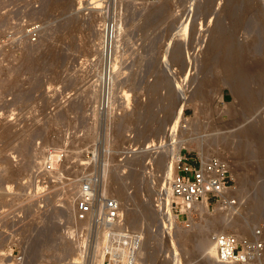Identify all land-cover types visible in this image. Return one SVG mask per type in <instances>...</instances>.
I'll return each mask as SVG.
<instances>
[{
    "label": "rangeland",
    "instance_id": "1",
    "mask_svg": "<svg viewBox=\"0 0 264 264\" xmlns=\"http://www.w3.org/2000/svg\"><path fill=\"white\" fill-rule=\"evenodd\" d=\"M76 1L0 0V264H122L137 231L144 242L136 264H233L217 261L211 234H247L253 226L264 233V0H95L96 9L92 0ZM33 24L35 40L27 35ZM106 26L114 29L115 41L104 55L98 31ZM223 50L238 51L235 65L257 62L243 76L244 101L235 95L233 68L230 78L220 76ZM108 64L111 76L105 74ZM251 123L263 128L258 137L242 131ZM235 136L236 146L248 150L245 156L224 144ZM148 143L156 150L148 147L144 154ZM175 143L183 153L227 159L239 198L229 209L211 203L206 212L197 210L192 223L179 221L168 236L156 226L153 202L161 188L168 199L163 166ZM22 144L31 150L27 164ZM48 150L56 156L52 171L43 168ZM90 176L104 178L108 195L117 198L118 189L124 206L145 209L142 226L125 220L122 207L109 230L88 221L74 227L73 200L80 181ZM67 192L70 216L60 210ZM255 205L262 216L252 212ZM239 221L246 227L239 228ZM202 235L206 244L193 247Z\"/></svg>",
    "mask_w": 264,
    "mask_h": 264
},
{
    "label": "built area",
    "instance_id": "2",
    "mask_svg": "<svg viewBox=\"0 0 264 264\" xmlns=\"http://www.w3.org/2000/svg\"><path fill=\"white\" fill-rule=\"evenodd\" d=\"M38 25L29 26L27 35L31 40L37 38ZM146 147V146H145ZM156 148L154 144L146 148ZM52 151H46L43 168L54 170ZM174 169L169 178V193L166 197L157 191L153 206L157 212V228L164 230L168 236L171 229L179 221L186 225L196 219V209L193 204L201 200L216 203L220 209H229L237 203V196L233 193V179L230 175L229 161L217 155H191L188 151L175 154ZM151 163L149 162V167ZM104 178L95 176L83 178L77 189L72 207V224L80 227V222L88 221L93 227L111 228L121 218L120 203L113 196L108 195L103 186ZM81 228V227H80ZM159 232V231H158ZM263 230L260 226H253L247 234H235L231 230L213 232L211 238L214 243L215 257L219 262L233 264H261L260 258L264 254ZM142 235L133 234L130 245L123 253L122 264H136L139 258L138 250ZM138 257V258H137Z\"/></svg>",
    "mask_w": 264,
    "mask_h": 264
},
{
    "label": "bare ground",
    "instance_id": "3",
    "mask_svg": "<svg viewBox=\"0 0 264 264\" xmlns=\"http://www.w3.org/2000/svg\"><path fill=\"white\" fill-rule=\"evenodd\" d=\"M60 1V0H59ZM78 2L80 1V2H83L82 0H77ZM76 1V2H77ZM250 1H252V0H250ZM91 2V7L94 9L95 7L96 8H99V7H97V5H96V2L97 1H95V0H92V1H90ZM164 2V1H163ZM256 2V1H255ZM57 3V2H56ZM75 3V2H74ZM167 3V2H166ZM96 6H95V5ZM258 4V3H257ZM160 5V4H159ZM167 5V4H166ZM247 5V4H246ZM249 5V4H248ZM259 5V4H258ZM248 7L249 6H247V9H248ZM256 7V6H255ZM260 7V6H259ZM88 8V7H87ZM95 8V9H96ZM157 8V7H156ZM91 9V8H90ZM89 9V10H90ZM149 9V8H148ZM155 10V8L153 9V11ZM249 10V9H248ZM261 10V9H260ZM93 11V10H92ZM91 11V12H92ZM95 11V10H94ZM152 10H150V12H153ZM99 12V11H98ZM146 12V11H145ZM161 12V11H160ZM253 12H254V10H253ZM264 12V11H263ZM106 13V12H105ZM155 13H157L156 12V10H155ZM249 13V12H248ZM143 14V13H142ZM152 15V14H151ZM260 15V14H259ZM106 16V15H105ZM145 16V15H144ZM143 17V16H142ZM149 18V17H148ZM92 20V19H91ZM102 20V19H101ZM115 20V19H114ZM238 20V19H237ZM240 21V20H239ZM239 21H238V23L237 24H239ZM118 22V21H117ZM234 22V21H233ZM260 22V21H259ZM231 23V22H230ZM236 24V23H235ZM257 24V23H256ZM96 25V24H95ZM115 25V24H114ZM120 25V24H119ZM144 25H146V24H144ZM148 25V24H147ZM94 26V25H93ZM109 26V25H108ZM108 26H106V27H103L102 29H101V31H98V37H99V41H98V48H99V52L101 53V54H104L105 55V53L107 52V49H108V47H109V45H110V47H109V50H110V48L112 47V41H115V40H113V34H114V32H113V30L114 29H111V27L109 28V29H111V31H109V29H108ZM114 27V26H113ZM119 27H121V25L119 26ZM216 27V26H215ZM97 28V27H96ZM99 29V28H98ZM216 29V28H215ZM211 31V30H210ZM215 31H217V30H215ZM49 32V31H48ZM120 32V31H119ZM218 32V31H217ZM255 33V32H254ZM119 34H121V33H119ZM259 34V33H258ZM212 36H214V34L212 35ZM120 39V38H119ZM212 39V38H211ZM217 39V38H216ZM226 39V38H225ZM224 39V40H225ZM210 40V39H209ZM213 40V39H212ZM218 40V39H217ZM229 40V39H228ZM214 41H216L215 39H214ZM250 41V40H249ZM219 42V41H218ZM224 42V41H223ZM226 42V41H225ZM225 42H224V44H225ZM48 43V42H47ZM209 43V42H208ZM213 43V42H212ZM230 43V42H229ZM29 44V43H28ZM35 44V43H34ZM114 44V43H113ZM207 44V43H206ZM217 44V43H216ZM220 44V43H219ZM254 44V43H253ZM43 45V44H42ZM209 46H210V44H208ZM207 45V46H208ZM228 45V44H227ZM229 45H231V43L229 44ZM24 46V45H23ZM30 46V45H29ZM39 46V45H38ZM235 46V45H234ZM43 47V46H42ZM212 47V46H211ZM213 47H215V46H213ZM244 47V46H243ZM46 48V47H45ZM241 48V47H240ZM210 49V48H209ZM216 49V48H215ZM219 49V48H218ZM229 49V48H228ZM32 50V49H31ZM43 50V49H42ZM113 50V49H112ZM226 50V49H225ZM225 50H223L224 52H225ZM176 51V50H175ZM207 51V50H206ZM249 51V50H248ZM260 51V50H259ZM98 52V51H97ZM111 52V51H110ZM114 52V51H113ZM228 52L229 51H226L225 52V56L223 57V62H222V64H221V73H220V76H221V74H222V76H223V78H230L229 77V75L228 74H231V69L233 68V70L234 71H236V73H233L232 72V74H235V76L234 77H236V78H233V77H231L230 79H233V80H235V82L233 83L234 84V86H233V89H234V91H235V95H239L242 99H243V101H244V94H245V92H244V90H245V87H244V89H243V81H244V75L247 73V71L248 70H250V65H253L254 63H256L257 64V62H250L251 64H246V62H245V64L244 65H247V67H245L244 65H243V61L240 63V62H236L235 61V63H240V64H242V66H239L238 64H234L233 63V60L236 58L235 56H236V54H238L237 52H235V55L233 54V52H231L232 54H228ZM229 52V53H230ZM32 53V52H31ZM51 53V52H50ZM175 53V52H174ZM210 53V52H209ZM249 53V52H248ZM247 53V54H248ZM251 53V52H250ZM22 54V53H21ZM29 54V53H28ZM30 55V54H29ZM49 55V54H48ZM55 55V54H54ZM110 56H111V54H110ZM238 56V55H237ZM241 56V55H240ZM239 56V57H240ZM32 57H34L33 55H32ZM45 57V56H44ZM48 57V56H47ZM212 57V56H211ZM235 57V58H234ZM22 58V57H21ZM54 58V57H53ZM102 58H104V57H102ZM238 58V57H237ZM208 59V58H207ZM218 59V58H217ZM230 59V60H229ZM105 60V59H104ZM108 60V59H107ZM211 60V59H210ZM262 60H263V58H262ZM48 61V60H47ZM103 61V60H102ZM110 61V60H109ZM216 61V60H215ZM241 61V60H240ZM257 61V60H256ZM259 62L261 61V60H258ZM264 61V60H263ZM117 62V61H116ZM258 62V63H259ZM262 62V61H261ZM260 62V63H261ZM29 63V62H28ZM106 63V62H105ZM30 64V63H29ZM28 64V65H29ZM35 64V63H34ZM48 64V63H47ZM214 64V63H213ZM255 64V65H256ZM33 65V64H32ZM105 65V64H104ZM110 67H109V69L107 70L108 72H105V74L107 73V74H109V76H111L110 74V72H111V66L113 65H111V64H108ZM238 65V66H237ZM259 65V64H258ZM219 66H220V64H219ZM257 66V65H256ZM15 67V66H14ZM19 67V66H18ZM29 67V66H28ZM33 67V66H32ZM55 67V66H54ZM108 67V66H107ZM250 67V68H249ZM219 68V67H218ZM235 68V69H234ZM249 68V69H248ZM17 69V68H16ZM100 69V68H99ZM98 69V70H99ZM104 69H105V66H104ZM116 69V68H115ZM237 69V70H236ZM252 69V68H251ZM15 70V69H14ZM13 70V71H14ZM19 70V69H18ZM32 70V69H31ZM36 70V69H35ZM58 70V69H57ZM258 70H260V69H258ZM33 71V70H32ZM103 71V70H102ZM118 71V70H117ZM116 71V72H117ZM220 71V70H219ZM261 71V70H260ZM259 71V72H260ZM35 72V71H34ZM104 72V71H103ZM115 72V71H114ZM251 72L253 73L254 71H252L251 70ZM257 72V71H256ZM256 72H255V74H256ZM36 73V72H35ZM219 73V72H218ZM248 73H249V71H248ZM31 74V73H30ZM114 74V73H113ZM217 74V73H216ZM259 74V73H258ZM263 74V73H262ZM33 75V74H32ZM100 75H102V72H99V75H98V79H99V76ZM215 75V74H214ZM253 75V74H252ZM257 75V74H256ZM13 76H14V74H13ZM103 76V75H102ZM216 76V75H215ZM244 76V77H243ZM263 76V75H262ZM101 77V76H100ZM113 77V76H112ZM214 77V76H213ZM260 77V76H259ZM106 78H107V76H106ZM214 79V78H213ZM260 79V78H259ZM32 80V79H31ZM110 80V79H109ZM218 80V79H217ZM248 80V79H247ZM210 81V80H209ZM209 81H207V82H209ZM221 81V80H220ZM225 81V80H224ZM259 81V80H258ZM262 81V80H261ZM109 82V81H108ZM211 82H212V80H211ZM214 83H215V81H214ZM258 83V82H257ZM256 83V84H257ZM260 83V82H259ZM90 84V83H89ZM157 84V83H156ZM154 85V84H153ZM210 85V84H209ZM93 87V86H92ZM258 87V86H257ZM148 88V87H147ZM152 88H154V87H152ZM219 88V87H218ZM229 88V87H228ZM232 89V90H233ZM168 90V89H167ZM90 91V90H89ZM154 91V90H153ZM196 91H198V90H196ZM246 91V90H245ZM93 92V91H92ZM156 92V91H155ZM257 92V91H256ZM88 93V92H87ZM95 93V92H94ZM168 93V92H167ZM170 93V92H169ZM168 93V94H169ZM196 93V92H195ZM201 92H197V94L198 95H203V94H205V93H203V94H200ZM247 93V92H246ZM88 94H90V93H88ZM196 94V95H197ZM91 95V94H90ZM102 95H104V94H102ZM166 95V94H165ZM192 95H193V93H192ZM195 95V94H194ZM195 95V96H196ZM197 95V96H198ZM93 96V95H92ZM196 96V97H197ZM256 96V95H255ZM102 98H104L103 96H101ZM194 97V96H193ZM193 97H191L190 96V98H193ZM239 97V98H240ZM252 97V96H251ZM263 97V96H262ZM238 97H236V99H237ZM240 98V99H241ZM88 99V98H87ZM148 99V98H147ZM189 99V98H188ZM207 99V98H206ZM209 99H210V97H209ZM254 99V98H253ZM103 100V99H102ZM101 100V101H102ZM239 100V99H238ZM154 101V100H153ZM162 101V100H161ZM237 101V100H236ZM235 101V102H236ZM241 101V100H240ZM246 101V100H245ZM183 102V101H182ZM208 102V101H207ZM249 102V101H248ZM251 102V101H250ZM179 103V102H178ZM152 104V103H151ZM247 104V103H246ZM146 105V104H145ZM166 105V104H165ZM228 105V104H227ZM238 105V104H237ZM96 106V105H95ZM160 106V105H159ZM247 106H250V105H247ZM145 107V106H144ZM172 107V106H171ZM170 107V109H172ZM177 107V106H176ZM179 107H180V105H179ZM242 107H244L243 106V104H242ZM233 108V107H232ZM245 108V107H244ZM247 108V107H246ZM94 109V108H93ZM149 109V108H148ZM169 109V110H170ZM237 109V108H236ZM240 109V108H239ZM180 110V109H179ZM241 110V109H240ZM251 110V109H250ZM168 111V110H167ZM230 111V110H229ZM249 111V110H248ZM172 112V111H171ZM171 112H169V113H171ZM243 112V111H242ZM231 114V113H230ZM166 115H168L167 113H166ZM171 115V114H170ZM170 117V116H169ZM261 125V124H260ZM260 125H258V124H252L251 123V125H248L247 127L245 126L244 127V130L242 129V131L244 132V133H248V132H250V133H253V136H254V134L258 137V134H260L261 132L260 131H262L263 130V128H264V126H263V128L260 126ZM242 128V127H241ZM145 129H147V128H145ZM157 130V129H156ZM240 131V130H239ZM7 132V131H6ZM263 132V131H262ZM155 133V132H154ZM233 134V133H232ZM231 134V135H232ZM239 134V133H238ZM241 134V133H240ZM262 134V133H261ZM249 135V134H248ZM251 135V134H250ZM264 135V134H263ZM262 135V136H263ZM120 136V132H119V130H118V132H117V134H116V136H115V138L117 137H119ZM228 136H230V135H228ZM166 137V136H165ZM227 137V136H226ZM251 137V136H250ZM255 138V137H254ZM160 139V138H159ZM165 139V138H164ZM168 139V138H167ZM216 139V138H215ZM215 139H214V142L213 143H215V144H217L216 142H215ZM226 139V140H225ZM237 138H236V136H235V138L234 137H228V138H224V140H225V142H224V144L226 145V147L227 148H230V150L233 152V153H238V154H241L242 153V155H243V153H248L247 151H246V148L245 149H239V147H237L236 145H237V140H236ZM253 139V138H252ZM259 139H261V137H259ZM151 140V139H150ZM220 140V139H219ZM222 140H223V138H222ZM240 140V139H239ZM242 140V139H241ZM264 141V139H261V141ZM147 141V140H146ZM159 141V140H158ZM160 141H162V140H160ZM160 141H159V143H157V145H159L160 144ZM184 141V140H183ZM213 141V140H212ZM259 141V140H258ZM262 141V142H263ZM176 142V141H175ZM210 142H211V140H210ZM210 142H208V143H210ZM217 142H219V141H217ZM239 142V141H238ZM262 142H259V143H262ZM24 143V142H23ZM152 143H155V142H152ZM169 143L170 142H168V145H169ZM174 143V142H173ZM207 143V144H208ZM245 143V142H244ZM247 143V142H246ZM181 143H179V144H176L175 143V145L173 146V144H172V146H171V148H172V150H170V153H172V156H170L169 155V157L167 158V154L169 153V152H166L167 154H165V157L167 158V159H164V160H166V163H165V166H163V168L165 167V169H163V173H164V178L163 179H165L166 180V182H165V180H164V182L167 184V186H166V188L164 189L165 191H166V193L168 194L169 192V178H170V176H171V172H172V165H173V169H174V162H173V158H174V156H175V154H178L179 152H180V147H182V145H180ZM211 144V143H210ZM209 144V145H210ZM238 144H240V143H238ZM147 145H149V143L148 144H146L145 146L147 147ZM224 145V146H225ZM241 145V144H240ZM260 145V144H259ZM263 145H264V143H262V147H263ZM20 146V145H19ZM18 146V147H19ZM154 146H155V144H154ZM167 146V145H166ZM165 146V147H166ZM183 146H185V145H183ZM212 146V145H211ZM215 145H213V147H214ZM245 146H246V144H245ZM244 146V147H245ZM261 146V145H260ZM21 150H22V154H24L25 156V158H26V164L28 163V162H30V159L32 158V154H31V150L29 151V149L27 148V145H24V144H22L21 146ZM157 147V146H156ZM155 147V148H156ZM158 147H160V146H158ZM212 147V148H213ZM241 147V146H240ZM262 147H260V148H262ZM162 148V147H161ZM169 148H170V146H169ZM200 148V147H199ZM264 148V147H263ZM134 149V148H133ZM145 149H147L148 150V148H144V150ZM150 149V148H149ZM164 149V148H163ZM167 149V151H168V147L166 148ZM165 149V150H166ZM202 149V148H201ZM214 149H215V147H214ZM250 149V148H249ZM131 150V149H130ZM164 150V151H165ZM154 151V150H153ZM250 151V150H249ZM142 152H143V150H142ZM144 152H146V150L144 151ZM143 152V153H144ZM161 152V151H160ZM231 152V153H232ZM259 152H260V150H259ZM201 153V158H205L206 156H208V154L206 153V155L203 153V151L202 152H200ZM245 153V154H246ZM251 153V152H250ZM144 154H147V152L146 153H144ZM162 154V153H161ZM164 154V153H163ZM264 151L263 150H261V155H262V157L260 156V158H262L261 159V162L259 163L260 165H263L262 167H264ZM158 155V154H157ZM229 155V154H228ZM251 155H253V154H251ZM52 156V155H51ZM160 156V155H159ZM158 156V158H157V160H156V162H158V164H159V158H162L161 156H163V155H161L160 157ZM239 156H241V155H239ZM238 156V157H239ZM243 156H245V155H243ZM252 157V156H251ZM24 158V159H25ZM142 158V157H141ZM147 158V157H146ZM149 158V157H148ZM151 158V157H150ZM154 158V157H153ZM260 158H258V159H260ZM132 159V158H131ZM242 159V158H241ZM161 160V159H160ZM248 160V159H247ZM257 160V159H256ZM52 161H53V164L54 165H56V156H52ZM129 162V161H128ZM161 162V161H160ZM165 162V161H164ZM243 162V161H242ZM247 162V161H246ZM162 163V162H161ZM245 163V162H244ZM157 164V163H156ZM164 164V163H163ZM254 164V163H253ZM257 165V164H256ZM160 166H161V164H160ZM132 167V166H131ZM134 167V169L136 168L135 166H133ZM258 167H261V166H258ZM154 168V167H153ZM158 168H160V167H158ZM131 169V168H130ZM132 170V169H131ZM136 171V170H135ZM138 171V170H137ZM136 171V172H137ZM105 173V172H104ZM129 173V172H128ZM133 173V172H132ZM131 173V174H132ZM139 173V172H138ZM161 173V172H160ZM130 174V173H129ZM130 174V175H131ZM244 174V173H243ZM246 174V173H245ZM256 174V173H255ZM262 174V173H261ZM162 175V174H161ZM253 175V174H252ZM260 175V174H259ZM112 176V175H111ZM119 176V175H118ZM160 176V175H159ZM163 176V175H162ZM130 177V176H129ZM131 177H133V176H131ZM251 177V176H250ZM253 177V176H252ZM263 177V176H262ZM116 178V177H115ZM114 178V179H115ZM143 178V177H142ZM257 178V177H256ZM255 178V179H256ZM120 179V178H119ZM124 179V178H123ZM122 179V180H123ZM132 179V178H131ZM135 179V178H134ZM244 180V179H243ZM242 180V181H243ZM248 180H250V179H248ZM121 181V180H120ZM241 181V182H242ZM247 181V180H246ZM255 181H257V179L255 180ZM3 182V181H2ZM116 182V181H115ZM158 182V181H157ZM253 182H254V180H253ZM262 182V181H261ZM112 183V182H111ZM122 183V182H121ZM244 183V182H243ZM242 183V184H243ZM3 184V183H2ZM262 184V183H261ZM118 185V184H117ZM121 185V184H120ZM120 185H118V186H120ZM162 185V184H161ZM156 186V185H155ZM247 186H248V184H247ZM246 186V187H247ZM258 186V185H257ZM2 187V186H1ZM109 187V186H108ZM113 188H115V186H112ZM121 187H122V185H121ZM107 188V187H106ZM119 188V187H118ZM105 189V188H104ZM112 189V188H111ZM117 189V188H116ZM120 189V188H119ZM236 189V188H235ZM239 189H241V188H239ZM242 189H243V187H242ZM259 189V188H258ZM262 189V188H261ZM7 190V189H6ZM106 190V189H105ZM113 190H115V189H113ZM161 190H162V188H161ZM237 190H238V188H237ZM248 190V189H247ZM251 190V189H250ZM66 191V190H65ZM64 191V192H65ZM68 191V190H67ZM122 192H123V190H121ZM233 191V190H232ZM245 191L246 190H239V192L241 193V194H244L245 195ZM263 191V190H262ZM69 192V191H68ZM65 193V198H63L64 199V201L62 202L63 204L61 205V208H60V210L62 211V212H65V214H67L68 213V215L70 216V214H69V209H70V207H72L71 205L72 204H70L71 202H70V194L69 193ZM114 192V191H113ZM234 192V191H233ZM248 192V191H247ZM251 192V191H250ZM258 192V191H257ZM237 193V192H236ZM166 194V195H167ZM234 194H235V192H234ZM253 194V193H252ZM260 194V193H259ZM5 195V194H4ZM115 195H117L116 197V199L119 201V203H120V210H121V208L123 207V209H124V218H125V220H127L130 224H132L133 225V227H135V226H138V228L140 227V226H142V222L141 221H144L143 219L146 217L145 215L148 213H146L145 211V209H140V211L139 210H137V208L135 207V206H133L134 204H132V206H131V204H125V206H124V204L120 201V196H119V191H118V189L117 190H115ZM236 195H239V194H236ZM121 196H123V195H121ZM242 196V195H241ZM247 196H248V194H247ZM246 196V197H247ZM238 198H239V196H237ZM255 197V196H254ZM169 198V197H168ZM251 198V197H250ZM259 198V197H258ZM62 199V200H63ZM127 199V198H126ZM241 199V198H240ZM261 201H262V199H261ZM125 202H126V200H125ZM131 202V201H130ZM253 202H254V200H253ZM259 202V201H258ZM258 202L256 201V203H254V204H258ZM260 203V202H259ZM263 203V202H262ZM61 204V203H60ZM253 204V203H252ZM253 204V205H254ZM247 205V204H246ZM251 205V204H250ZM261 205V204H260ZM260 205L258 204L257 206H259L260 207ZM263 205V204H262ZM143 206V205H142ZM193 208L194 209H196V211L197 210H199V211H203V212H206L207 211V206H208V202L206 201V200H201V201H199V202H196V203H194L193 205ZM252 206V205H251ZM250 206V207H251ZM256 206V205H255ZM256 206V208H258V209H256L255 210V208L253 209L254 211H252V212H254L255 213V215H261L262 216V213H261V211H262V209L260 210L259 209V207H257ZM135 208H136V210H135ZM139 209V208H138ZM235 209V208H234ZM251 209V210H252ZM151 210V209H150ZM231 210V209H230ZM139 211V214H137V212ZM60 212V211H59ZM146 213V214H145ZM62 214V213H61ZM145 214V215H144ZM235 214V213H234ZM140 215V217H138V216ZM221 215V214H220ZM233 215V214H232ZM239 215V214H238ZM66 217H67V215H65ZM69 216H68V218H69ZM142 216H144L143 217V219L141 220V218H142ZM223 216V215H222ZM221 216V217H222ZM235 216V215H234ZM230 217H232L231 215H230ZM224 218H225V216H224ZM223 218V219H224ZM226 218H227V216H226ZM230 220H232L233 218H229ZM229 219H228V221H229ZM237 219V218H236ZM221 220V222H222V219H220ZM225 220V219H224ZM245 220V219H244ZM226 221L225 220V223L227 222V223H231V221ZM246 221V220H245ZM245 221H239V224L237 225L238 227H239V225H240V227L239 228H244V227H246V222ZM127 222V223H128ZM210 222V221H209ZM224 222V221H223ZM236 222H238V221H235V223ZM118 223V222H117ZM121 223V222H120ZM234 223V222H233ZM144 226V225H143ZM196 226V225H195ZM233 226H234V224H233ZM68 227V226H67ZM126 227V226H125ZM132 227V228H133ZM127 228V227H126ZM131 228V229H132ZM142 228V227H141ZM198 228V227H197ZM117 229V228H116ZM109 230V229H108ZM135 232H136V230H135ZM142 232V231H141ZM144 232V231H143ZM70 233V232H69ZM136 233H139V231H137ZM141 234V233H140ZM191 234V233H190ZM142 235L144 236V234L142 233ZM142 236V237H143ZM118 237V236H117ZM202 237H203V235H202ZM109 238V237H108ZM188 238V237H187ZM189 238H190V236H189ZM205 237H203L202 239H201V237L198 239V240H195V237L193 238L196 242H193V247H194V245L196 244L197 246H203L204 244H206L205 242V240L207 239V238H205ZM263 238H264V236H263ZM72 239V238H71ZM197 239V238H196ZM70 241V240H69ZM73 241V240H72ZM71 241V242H72ZM67 242V241H66ZM74 242V241H73ZM143 238H142V240H141V243H140V248H139V250H138V254H141V255H143L141 252V250H142V244H143ZM146 242V241H145ZM208 242V241H207ZM69 243V242H68ZM211 243V242H210ZM77 244V243H76ZM69 246V245H68ZM144 246V245H143ZM206 246L207 245H205L204 247L206 248ZM196 247V246H195ZM121 248V247H120ZM144 248V247H143ZM203 248V247H202ZM205 248H203V249H205ZM74 249V248H73ZM145 249V248H144ZM78 250V249H77ZM114 251H115V249H114ZM199 251V250H198ZM201 251V250H200ZM203 251H205V250H203ZM144 252H145V250H144ZM207 250L205 251V254L207 255ZM146 254V253H145ZM140 257H142V256H140ZM207 257V256H206ZM138 258V257H137ZM204 259V258H203ZM262 259H264V254H263V256L260 258V260H262ZM160 260V259H159ZM177 261H179L178 260V258H177ZM176 261V262H177ZM74 262H76L77 264H79L77 261H74ZM164 262V261H163ZM68 263L70 264H72L73 262H69L68 261ZM75 263V264H76ZM142 263V262H141ZM62 264V263H61ZM163 264V263H162ZM165 264V263H164ZM176 264V263H175ZM178 264V263H177Z\"/></svg>",
    "mask_w": 264,
    "mask_h": 264
}]
</instances>
